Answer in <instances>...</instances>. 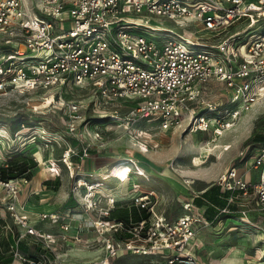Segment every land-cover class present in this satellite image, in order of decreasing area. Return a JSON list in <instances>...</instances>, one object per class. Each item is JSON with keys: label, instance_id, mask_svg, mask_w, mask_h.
<instances>
[{"label": "built area", "instance_id": "2783aa9c", "mask_svg": "<svg viewBox=\"0 0 264 264\" xmlns=\"http://www.w3.org/2000/svg\"><path fill=\"white\" fill-rule=\"evenodd\" d=\"M135 15H159L176 21L178 29H165L156 39L142 31L162 30L134 20ZM245 19L249 26L264 19V0H0V93L52 95L69 87L88 88L86 101L51 96L61 103L57 108H66L63 124L72 140L84 141L78 137L80 129L85 137H104L106 125L91 120L90 110L121 120L126 136L141 151L156 146L153 132L138 124L142 119L149 122L147 127L162 131L190 128L218 136L264 97V29L229 33ZM214 82L227 89L226 107L208 97ZM123 104L130 110L121 117L116 108L109 109ZM6 131L0 129V135ZM86 144L84 156L92 149L89 141ZM66 153L71 158L79 154L72 146L64 158ZM246 153L241 152V161ZM129 158L136 168L127 181L136 178L134 191L146 187L132 203L139 219L112 217L116 197L98 188L89 195L88 186L83 206L91 221L74 226L70 212L69 221H61L59 214L44 215L60 230L45 233L29 227L27 233L44 238L43 249L33 246L32 253H24L16 239L10 264H115L129 253L160 255L161 264H207L196 253L199 230L249 220L248 212L264 210V145L244 166L233 163L218 176L217 196L224 203L216 206L212 218L195 202L200 196L195 194L184 197V213L169 220L152 199L163 192L142 183L140 164ZM14 182L0 179V186L17 193ZM250 203L256 206L250 208ZM236 211L242 213L238 220ZM20 220L27 224V217ZM86 232L93 235L84 236ZM85 251L93 256L84 257ZM253 257L264 260V242ZM217 259L221 257L209 263L219 264Z\"/></svg>", "mask_w": 264, "mask_h": 264}, {"label": "rangeland", "instance_id": "374dc122", "mask_svg": "<svg viewBox=\"0 0 264 264\" xmlns=\"http://www.w3.org/2000/svg\"><path fill=\"white\" fill-rule=\"evenodd\" d=\"M132 18L162 30L153 33L142 31L156 39L163 37L161 34L166 33L165 29H178L176 21L159 15H135ZM241 21L233 26L229 33L240 31L244 35L251 29H255L256 32L264 29V19H260L252 26H249V20ZM1 39L0 37V42ZM207 91L208 97L215 99L218 105L226 107L227 89L225 92L214 82ZM52 95L55 99L61 97L86 101L90 98L91 91L86 87L75 86L60 93L53 91ZM52 95L47 92L23 93L17 90L0 93V129L7 130L4 133L6 136L0 135V163L6 162L19 151L28 157L33 156L36 161L30 168L31 175L24 174L11 179L15 181L17 193L11 192L10 188L4 185L0 186V216L6 223L0 227V237H6L11 232L15 240L20 238V250L24 251L26 247L29 253H32L33 246L38 250L43 249L44 241V238L36 234L27 233L29 227L45 233L60 230L59 224H52L44 215L59 214L61 221H69L66 214L70 212L71 216L76 218L72 221L74 226L77 225V221L86 223L91 221L83 206V195L88 190V184L83 185V180L88 182L96 179L107 166L108 172L104 173L109 175L107 178L111 176L112 171L119 168L121 180L116 178L106 180L105 185L98 188L100 193H112L117 199V205L134 207L132 203L135 196L146 189L142 186L140 191L133 190L135 177L127 181L125 170L131 171L136 168L133 160L129 158L134 157L140 164L143 179L141 182L158 192H163L157 198L152 197L156 208L163 211L169 220H173L184 213V197L202 195L207 188L214 192L217 187L216 179L221 173L233 163L244 166L246 160H251L257 150L264 145V97L252 109L242 112L235 125L218 136L211 130L192 131L190 128L162 131L147 127L149 122L142 119L138 124L153 132L156 146L141 151L126 136L121 120H112L110 113L100 115L92 110L87 112L88 117L106 125L104 137L102 139L85 137L80 129L78 137L84 141L72 140L63 124L66 108H57L56 105L60 107L61 103L51 100ZM239 103L238 101L230 105L237 107ZM115 108L120 117L130 110L126 104L109 107L112 110ZM18 122H24V125H20L19 129L12 128ZM153 124L158 125V122L153 121ZM87 141L91 143L92 149L84 156L82 151ZM69 146L75 148L79 154L72 158L66 154L64 158ZM243 151L247 153L245 159L241 161L240 155ZM189 178L195 182L188 184L186 180ZM100 179L102 180L101 175ZM101 180H95L94 183L100 185ZM249 206L252 208L256 205L250 203ZM248 214L250 221L230 220L226 225L217 223L216 228L205 227L199 230L200 246L196 253L201 254L203 261L210 264L211 258L221 256V261L218 262L217 259L215 262L264 264V260L253 257L256 246L264 242V210L255 209ZM241 215V212H234L235 220ZM23 216L27 217V224L20 220ZM219 228V232H213ZM91 256L93 254L85 251L84 257ZM163 259L160 255L129 253L121 254L116 258L115 264H161ZM234 261L236 263H233Z\"/></svg>", "mask_w": 264, "mask_h": 264}, {"label": "trees", "instance_id": "16d2710c", "mask_svg": "<svg viewBox=\"0 0 264 264\" xmlns=\"http://www.w3.org/2000/svg\"><path fill=\"white\" fill-rule=\"evenodd\" d=\"M22 123H16L12 128L19 129ZM36 161L33 156H26L24 152H16L14 155L8 158L6 162L0 163V179L9 181L16 178L17 176H22L24 174L31 175L30 168L35 165ZM214 192H210L207 188L202 192V195L195 198V202L201 205L207 217L212 218L216 213V206L223 204L224 202L217 196L219 193V187H215ZM206 204V205H204ZM134 206V205H133ZM112 217L128 220L129 217H133L135 220L141 217L136 206L129 208L125 205H117L112 211ZM147 216V215H145ZM6 223L4 219L0 216V227L4 226ZM15 244L14 235L9 232L6 237H0V264H10L14 261V251L12 250V245ZM24 253H28V248L23 249Z\"/></svg>", "mask_w": 264, "mask_h": 264}, {"label": "crops", "instance_id": "0c3cea01", "mask_svg": "<svg viewBox=\"0 0 264 264\" xmlns=\"http://www.w3.org/2000/svg\"><path fill=\"white\" fill-rule=\"evenodd\" d=\"M146 168V167H145ZM127 170V169H126ZM125 170V171H126ZM146 170H148L147 168H146ZM116 171V172H115ZM115 171H112L111 172V176L109 177V178H107L106 180H108V179H111V178H116V179H118L119 181L121 180V176H120V174H121V169H119L118 168V170H115ZM108 172V166L106 167V168H104L103 170H101V173H99L98 174V176L96 177V179H93V180H91V181H93V182H95V180H101L100 179V175H106V174H104V173H107ZM107 177V176H106ZM106 180H101V185L103 186V185H105V181ZM85 235H89V236H92L93 235V233H90V232H86V233H84V236ZM241 253H243L242 252V250L240 251ZM221 257V256H220ZM222 258V257H221ZM230 259V258H229ZM223 260V259H222ZM220 261H221V259H220ZM233 263H236L235 261L233 262ZM229 264V263H228ZM240 264H242V263H240ZM246 264V263H245Z\"/></svg>", "mask_w": 264, "mask_h": 264}, {"label": "bare ground", "instance_id": "6f19581e", "mask_svg": "<svg viewBox=\"0 0 264 264\" xmlns=\"http://www.w3.org/2000/svg\"><path fill=\"white\" fill-rule=\"evenodd\" d=\"M68 156H69V154L68 153H66ZM67 161H69L68 159H67ZM126 172L127 173H125L126 174V176L128 177L129 176V173H130V171H127L126 170ZM139 173H141V170L139 171ZM102 176V180H106L107 179V177L109 176V175H101ZM107 176V177H106ZM82 180L83 179H81V181H80V184L82 183ZM84 181V184L83 185H87L88 184V186L90 187V189L88 190L89 191V195H93V192H94V190L96 189V188H101L102 187V185L100 184V185H98V184H95L93 181H85V180H83ZM96 182V181H95ZM82 185V184H81ZM53 216H55V215H53Z\"/></svg>", "mask_w": 264, "mask_h": 264}]
</instances>
